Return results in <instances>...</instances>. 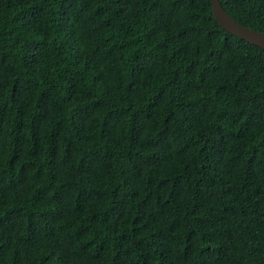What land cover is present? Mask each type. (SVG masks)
I'll return each instance as SVG.
<instances>
[{
	"label": "trees",
	"instance_id": "1",
	"mask_svg": "<svg viewBox=\"0 0 264 264\" xmlns=\"http://www.w3.org/2000/svg\"><path fill=\"white\" fill-rule=\"evenodd\" d=\"M0 264H264V49L210 0H0Z\"/></svg>",
	"mask_w": 264,
	"mask_h": 264
},
{
	"label": "water",
	"instance_id": "2",
	"mask_svg": "<svg viewBox=\"0 0 264 264\" xmlns=\"http://www.w3.org/2000/svg\"><path fill=\"white\" fill-rule=\"evenodd\" d=\"M213 16L218 25L230 34L264 49V31L244 26L233 19L222 7L220 0H210Z\"/></svg>",
	"mask_w": 264,
	"mask_h": 264
}]
</instances>
